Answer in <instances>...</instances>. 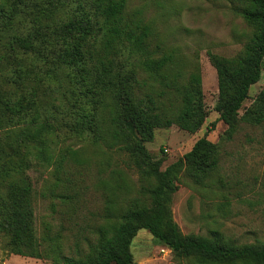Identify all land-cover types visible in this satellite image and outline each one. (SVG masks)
Here are the masks:
<instances>
[{
    "label": "trees",
    "instance_id": "16d2710c",
    "mask_svg": "<svg viewBox=\"0 0 264 264\" xmlns=\"http://www.w3.org/2000/svg\"><path fill=\"white\" fill-rule=\"evenodd\" d=\"M235 1V11L251 29L247 42L233 57L208 53L217 76V119L228 125L227 138L240 119L253 125L264 121V87L238 115L261 76L264 0ZM47 3L46 12L36 14L29 0H0V233L7 232L12 252L47 257L53 264H132L129 245L143 228L188 264H264V240L235 244L218 230L210 237L183 234L172 218L169 205L181 169L199 183L216 168L217 145L206 134L164 169L145 146L156 127L200 129L207 111L199 72L190 71L184 79L172 54L153 57L148 48L152 23L144 20L142 10L128 16L127 0ZM43 17L45 31L40 33L35 26ZM36 41L43 75L57 80L58 104L50 93L43 104L37 82L29 85L33 67L27 51ZM66 104L63 121L52 123V110L61 112ZM48 130L125 151L129 166L143 179H154L148 203L118 210L114 220L99 225L87 250L75 256L62 254L59 238L49 235L42 237L45 246L39 249L32 226L34 189L27 170L35 162L50 161ZM63 151L54 160L56 172L80 155L70 145ZM113 211L109 207L105 217Z\"/></svg>",
    "mask_w": 264,
    "mask_h": 264
},
{
    "label": "rangeland",
    "instance_id": "374dc122",
    "mask_svg": "<svg viewBox=\"0 0 264 264\" xmlns=\"http://www.w3.org/2000/svg\"><path fill=\"white\" fill-rule=\"evenodd\" d=\"M29 4L36 14H41V10L44 14L48 3L29 0ZM235 7V0H127L126 14L142 10L144 20L152 23L148 48L153 57L170 53L181 66L184 79L193 70L201 76L207 116L200 129L189 133L175 124L156 127L151 140L145 142L152 157L160 162V169L182 157L204 134L217 145L216 168L202 182H195L185 167L181 169L169 205L172 218L183 234L210 237L212 230H218L232 243L243 244L264 240V121L253 125L240 119L235 132L227 138L228 125L217 119V76L208 56L212 52L233 57L247 42L250 26ZM59 14L55 12V16ZM45 23L43 17L35 28L42 33ZM39 44L36 41L27 51L33 67L29 85L37 82L43 104L48 102V93L58 104L57 80L43 75ZM263 87L264 59L260 79L250 86L239 117ZM56 110H52L54 124L63 121L67 104L63 111ZM45 137L50 161L35 162L27 170L34 189V234L40 242L39 249L45 246L42 237L49 235L59 238L62 254L75 256L87 250L88 240L94 239L99 225L114 220L118 210L136 202L148 203L147 191L154 179H143L128 165L125 151L116 147L89 144L83 136L75 134L64 137L59 130H48ZM29 144L33 145V141ZM69 145L78 150L79 158L68 159L56 172L54 160H59ZM109 207L115 211L106 218ZM11 246L7 232H1L0 264H53L47 257L15 254ZM129 247L132 264H188L143 228L137 231Z\"/></svg>",
    "mask_w": 264,
    "mask_h": 264
}]
</instances>
